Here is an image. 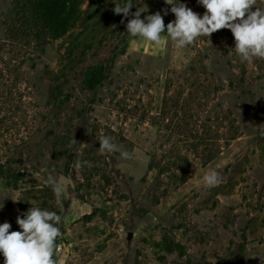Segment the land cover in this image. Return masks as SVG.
Segmentation results:
<instances>
[{
  "label": "rangeland",
  "instance_id": "obj_1",
  "mask_svg": "<svg viewBox=\"0 0 264 264\" xmlns=\"http://www.w3.org/2000/svg\"><path fill=\"white\" fill-rule=\"evenodd\" d=\"M76 2L68 32L42 49L32 91L49 126L79 130L72 145L91 154L28 159L15 187L0 177V223L21 231L16 217L32 206L58 213L55 264H264V59L242 62L228 29L183 49L126 32L136 11L160 12L166 27L175 17L165 0H131L127 18L113 11L123 0ZM13 8L0 0V37ZM88 67L101 73L91 90ZM6 103L0 162L16 146ZM104 136L119 150L99 151ZM211 170L219 183L209 188Z\"/></svg>",
  "mask_w": 264,
  "mask_h": 264
},
{
  "label": "trees",
  "instance_id": "obj_2",
  "mask_svg": "<svg viewBox=\"0 0 264 264\" xmlns=\"http://www.w3.org/2000/svg\"><path fill=\"white\" fill-rule=\"evenodd\" d=\"M17 1L22 4L17 6ZM180 2L191 9L197 5V0ZM14 3V19L4 24L5 31L0 37V111L8 114L6 102L10 99L14 101L17 135L13 160L0 162V177L7 186L15 187L22 182L24 162L28 159L42 162L48 155H53L56 159L66 157L69 162L75 152L84 159L91 152L86 146L78 149L81 144L78 140L72 145L71 135L77 139L79 130L72 132L71 128V132L63 131L57 123L55 128L49 126L48 114L38 111L32 91L35 83L31 72L40 60L42 49L68 32L77 13L76 0H14ZM172 3H176V0H172ZM201 9L200 13L203 14ZM11 62H15V65ZM24 65L26 70L23 69ZM100 75L99 70L94 72L93 67H88L84 72L85 85L91 90L99 82Z\"/></svg>",
  "mask_w": 264,
  "mask_h": 264
},
{
  "label": "clouds",
  "instance_id": "obj_3",
  "mask_svg": "<svg viewBox=\"0 0 264 264\" xmlns=\"http://www.w3.org/2000/svg\"><path fill=\"white\" fill-rule=\"evenodd\" d=\"M165 3L171 5L170 12L175 17L166 27L160 12L141 19V12L136 11L125 26L126 32L157 47L164 34L177 49H183L199 37L209 38L218 30L228 29L234 37V50L242 62L264 59V9L256 7L255 0H197V4L205 9L202 15L193 12L180 0L176 3L165 0ZM132 4L131 0H123L115 4L113 11L127 18ZM98 149L101 152L119 150L107 136L100 138ZM120 155L124 159L129 157L124 151ZM203 181L209 188L216 186L219 183L217 172H207ZM2 207L0 203V209ZM60 221L58 213L32 206L22 218L21 215L16 217L21 231L10 232V223H0V256H3L4 264H55L53 255L56 238L61 235Z\"/></svg>",
  "mask_w": 264,
  "mask_h": 264
}]
</instances>
